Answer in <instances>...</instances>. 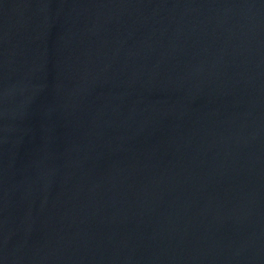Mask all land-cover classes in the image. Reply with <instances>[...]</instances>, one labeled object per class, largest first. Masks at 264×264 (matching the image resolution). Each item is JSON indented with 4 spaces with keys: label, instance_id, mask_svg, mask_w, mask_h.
Listing matches in <instances>:
<instances>
[{
    "label": "water",
    "instance_id": "water-1",
    "mask_svg": "<svg viewBox=\"0 0 264 264\" xmlns=\"http://www.w3.org/2000/svg\"><path fill=\"white\" fill-rule=\"evenodd\" d=\"M0 264H264V0H0Z\"/></svg>",
    "mask_w": 264,
    "mask_h": 264
}]
</instances>
